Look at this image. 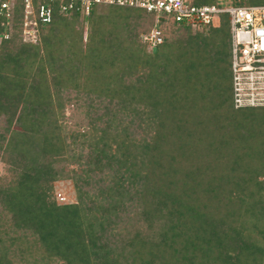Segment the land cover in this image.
Returning <instances> with one entry per match:
<instances>
[{
  "label": "trees",
  "instance_id": "obj_1",
  "mask_svg": "<svg viewBox=\"0 0 264 264\" xmlns=\"http://www.w3.org/2000/svg\"><path fill=\"white\" fill-rule=\"evenodd\" d=\"M52 6L32 39L0 1V264H264V108L234 106L228 14L163 15L152 47L154 13Z\"/></svg>",
  "mask_w": 264,
  "mask_h": 264
},
{
  "label": "built area",
  "instance_id": "obj_2",
  "mask_svg": "<svg viewBox=\"0 0 264 264\" xmlns=\"http://www.w3.org/2000/svg\"><path fill=\"white\" fill-rule=\"evenodd\" d=\"M2 10H10L15 0H0ZM25 6L27 34L35 39L38 19L48 23L53 18L52 3L61 1L63 12L80 8L89 15L97 4L134 7L156 14L157 24L142 36L155 47L164 40L158 24L163 15L192 27L218 26L221 15L228 14L232 35L233 101L237 109L264 107V5L195 4L190 0H22ZM8 15L10 13L8 12ZM33 16L34 19H29ZM63 200V196H61Z\"/></svg>",
  "mask_w": 264,
  "mask_h": 264
},
{
  "label": "rangeland",
  "instance_id": "obj_3",
  "mask_svg": "<svg viewBox=\"0 0 264 264\" xmlns=\"http://www.w3.org/2000/svg\"><path fill=\"white\" fill-rule=\"evenodd\" d=\"M218 4L223 6L235 5L234 0H217ZM77 106L74 104L67 103L66 104V120L68 121V125L73 128L77 126V123L80 122L81 118H84V115L81 113L80 115L76 112ZM248 108H257V107H248ZM264 108V107H259ZM242 109V108H241ZM4 118H0V129L3 126ZM82 122V121H81ZM8 175V168L6 164L0 160V176ZM63 196V200L61 199ZM55 197L59 203H72L77 201V194L74 187V182L72 179H66L57 181L55 183Z\"/></svg>",
  "mask_w": 264,
  "mask_h": 264
}]
</instances>
